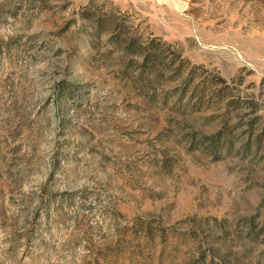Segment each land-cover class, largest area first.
Instances as JSON below:
<instances>
[{"label":"rangeland","instance_id":"obj_1","mask_svg":"<svg viewBox=\"0 0 264 264\" xmlns=\"http://www.w3.org/2000/svg\"><path fill=\"white\" fill-rule=\"evenodd\" d=\"M0 264H264V0H0Z\"/></svg>","mask_w":264,"mask_h":264}]
</instances>
